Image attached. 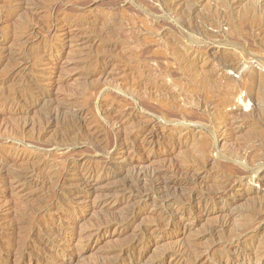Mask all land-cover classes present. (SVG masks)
Returning a JSON list of instances; mask_svg holds the SVG:
<instances>
[{
	"label": "rangeland",
	"instance_id": "1",
	"mask_svg": "<svg viewBox=\"0 0 264 264\" xmlns=\"http://www.w3.org/2000/svg\"><path fill=\"white\" fill-rule=\"evenodd\" d=\"M261 62L264 0H0V264H264Z\"/></svg>",
	"mask_w": 264,
	"mask_h": 264
},
{
	"label": "bare ground",
	"instance_id": "2",
	"mask_svg": "<svg viewBox=\"0 0 264 264\" xmlns=\"http://www.w3.org/2000/svg\"><path fill=\"white\" fill-rule=\"evenodd\" d=\"M163 2V1H162ZM172 2H173V0H172ZM161 3V2H160ZM168 3V2H167ZM183 3V2H182ZM187 4V3H186ZM172 5V4H171ZM184 6V5H183ZM175 7H176V5H175ZM182 9V8H181ZM217 9V8H216ZM222 11V10H221ZM240 11V10H239ZM251 11V10H250ZM224 13V12H223ZM246 13H247V11H246ZM249 13V12H248ZM250 14V13H249ZM223 15H225V14H223ZM245 16H246V14H245ZM249 16H251V15H249ZM242 17H244V16H242ZM186 18V17H185ZM223 18V17H222ZM245 18V17H244ZM226 20H228V19H226ZM240 21V20H239ZM263 21V20H262ZM178 22V21H177ZM183 22H185V21H183ZM221 22H224V21H221ZM198 23V22H197ZM225 23V22H224ZM179 26V25H178ZM188 26V25H187ZM248 28V27H247ZM32 29V28H31ZM181 29V28H180ZM183 32V31H182ZM33 33V32H32ZM192 40H193V38H192ZM191 41V40H190ZM241 42V41H240ZM244 43V42H243ZM249 43V42H248ZM238 44V43H237ZM239 45V44H238ZM241 47V46H240ZM247 50V49H246ZM246 50H245V53H248V52H246ZM240 53V52H239ZM248 54H251V53H248ZM253 54H255V53H253ZM253 54L251 55L252 57H253ZM233 55V54H232ZM237 55V54H236ZM257 54H255V56H256ZM235 57V56H234ZM243 57V56H242ZM246 58H247V56H245ZM259 58L261 57L260 55L258 56ZM254 58V62H255V57H253ZM252 59V58H251ZM251 59H249V60H251ZM226 60V59H225ZM245 61V60H244ZM226 62H227V60H226ZM248 62V61H247ZM246 62V63H247ZM253 61H251V63H252ZM256 62H257V60H256ZM263 62V61H262ZM262 62H261V65H264V64H262ZM230 63V62H229ZM231 63H232V61H231ZM243 63V62H242ZM249 63V62H248ZM258 63H259V60H258ZM245 64V63H244ZM21 65V64H20ZM249 65V64H248ZM247 65H245V68H247L246 67ZM251 66H254V64L253 65H251ZM250 66V67H251ZM241 67H242V65L241 64H236L235 63V65H231V66H229V68H230V70L232 71V72H234L235 74L241 69ZM244 67V66H243ZM249 67V68H250ZM244 70V69H243ZM243 70H242V72H243ZM250 70V69H249ZM260 72V71H259ZM230 74V73H229ZM241 74V73H240ZM249 74V73H248ZM247 74V75H248ZM247 75H245V76H247ZM243 76V75H242ZM258 77V76H257ZM230 78V77H229ZM232 78V77H231ZM223 79V78H222ZM230 80V79H229ZM260 81V80H259ZM238 82H241V81H238ZM223 83V82H222ZM227 84V83H226ZM262 84V83H261ZM239 85H241V84H239ZM241 87V86H240ZM242 88V87H241ZM258 88V87H257ZM216 89V88H215ZM259 90V89H258ZM219 91V90H218ZM264 92V91H263ZM219 93V92H218ZM226 94V93H225ZM225 94H223V95H225ZM253 97V96H252ZM240 103H238L237 104V109L236 110H238V108H241V105H242V103H249V105H250V103H252V100H251V98H250V95L248 94V95H245V96H241L240 97ZM228 101V100H227ZM233 104V103H232ZM256 104V103H255ZM247 105V104H246ZM243 107V106H242ZM258 107V106H257ZM165 112V111H164ZM240 113V112H239ZM169 115V114H168ZM115 117V116H114ZM113 117V118H114ZM169 117V116H168ZM249 117V116H248ZM106 122V121H105ZM116 122V121H115ZM113 123H114V121H113ZM231 123V122H230ZM115 124H117V123H115ZM111 125V124H110ZM114 128V127H113ZM229 128V127H228ZM115 132V131H114ZM117 132V131H116ZM137 135V134H136ZM147 139V138H146ZM120 140V139H119ZM99 145V144H98ZM97 147V146H96ZM99 147V146H98ZM97 147V148H98ZM116 147V146H115ZM114 147V148H115ZM100 148V147H99ZM113 151V150H112ZM112 154H115V152H113ZM246 164V163H245ZM251 164V163H250ZM258 164V163H257ZM74 165V164H73ZM243 165H244V163H243ZM264 165V164H263ZM244 167V166H243ZM167 170V169H166ZM176 170V169H175ZM171 171V170H170ZM41 172V171H40ZM255 172V171H254ZM9 173V172H8ZM257 173V172H256ZM33 174V173H32ZM26 175V174H25ZM30 176V175H29ZM87 176V175H86ZM34 177V176H33ZM99 177V176H98ZM253 177V176H252ZM21 178V177H20ZM16 179V178H15ZM33 179V178H32ZM37 179V178H36ZM161 180V179H160ZM24 181V180H23ZM36 181V180H35ZM38 181V180H37ZM67 181V180H66ZM92 181V176L91 177H86V179H85V182H86V184L87 183H90ZM31 182V181H30ZM259 182V181H258ZM29 183V182H28ZM20 184V183H19ZM28 185V184H27ZM71 185V184H70ZM89 185V184H88ZM87 185V186H88ZM143 190V189H142ZM148 192V191H147ZM211 192H212V190H211ZM209 194H210V191L208 192ZM111 195V194H110ZM193 195V194H192ZM212 195V194H211ZM214 196V195H213ZM216 196V195H215ZM103 197V196H102ZM109 197V196H108ZM193 199V198H192ZM192 204V203H191ZM135 205V204H134ZM137 206V205H136ZM29 207V206H28ZM2 208V207H1ZM3 209V208H2ZM38 209V208H37ZM174 209V208H173ZM20 210V209H19ZM34 212V211H33ZM0 213H1V211H0ZM22 213V212H21ZM24 213V212H23ZM2 214V213H1ZM25 214H27V213H25ZM10 216V215H9ZM24 216V215H23ZM26 216V215H25ZM38 216V215H37ZM5 217H7V216H5ZM128 217H131V216H128ZM18 218H19V216H18ZM37 218V217H36ZM4 219V218H3ZM15 219V218H14ZM23 219H24V217H23ZM22 219V220H23ZM19 221V220H18ZM17 221V219H16V222H18ZM24 221V220H23ZM5 222V221H4ZM21 222V221H20ZM25 222V221H24ZM6 224V223H5ZM17 224V223H16ZM23 225V224H22ZM9 226V225H8ZM17 226V225H16ZM15 227V226H14ZM18 227H20V226H18ZM44 228V227H43ZM10 229V228H9ZM18 230V229H17ZM20 230V229H19ZM49 230V229H48ZM8 231V230H7ZM41 231V230H40ZM6 234V233H5ZM35 234V233H34ZM20 235V234H19ZM18 235V236H19ZM56 235V234H55ZM9 237V236H8ZM15 237V236H14ZM11 240V239H10ZM2 242V241H1ZM24 242V241H23ZM18 243V242H17ZM7 246V245H6ZM8 247V246H7ZM19 247V246H18ZM16 251V250H15ZM37 254V253H36ZM140 254V253H139ZM252 255V254H251ZM255 255V254H254ZM253 255V256H254ZM250 256V255H249ZM251 258V257H250ZM132 261V260H131ZM247 261H248V259H247ZM250 261V260H249Z\"/></svg>",
	"mask_w": 264,
	"mask_h": 264
}]
</instances>
